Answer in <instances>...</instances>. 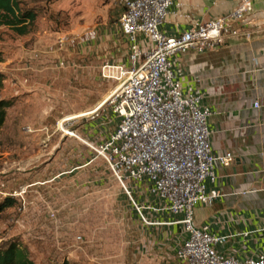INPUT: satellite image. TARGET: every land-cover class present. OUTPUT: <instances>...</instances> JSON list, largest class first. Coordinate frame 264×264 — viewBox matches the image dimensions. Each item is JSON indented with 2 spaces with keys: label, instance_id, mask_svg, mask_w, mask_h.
I'll use <instances>...</instances> for the list:
<instances>
[{
  "label": "rangeland",
  "instance_id": "obj_1",
  "mask_svg": "<svg viewBox=\"0 0 264 264\" xmlns=\"http://www.w3.org/2000/svg\"><path fill=\"white\" fill-rule=\"evenodd\" d=\"M24 3L38 12L28 33L0 27L1 98L13 102L0 129V202L16 200L0 215V246L17 242L34 264H181V228L144 225L95 150L117 122L101 69L129 65L119 0ZM126 186L137 205L151 201Z\"/></svg>",
  "mask_w": 264,
  "mask_h": 264
},
{
  "label": "built area",
  "instance_id": "obj_2",
  "mask_svg": "<svg viewBox=\"0 0 264 264\" xmlns=\"http://www.w3.org/2000/svg\"><path fill=\"white\" fill-rule=\"evenodd\" d=\"M256 1L239 0L226 15L167 36L160 26L173 0H119L118 25L128 47L129 65L106 63L101 69L102 78L115 85L104 103L111 106L117 122L95 150L144 225L181 228L182 238L175 248L181 264H264V252L244 259L224 253L232 236L194 223L196 206L211 207L223 197L216 185L217 172L229 168L234 155L211 146L215 132L208 121L215 113L203 104L200 92L183 90L177 66L189 52L205 54L229 38L248 37L243 28ZM252 106L260 108L258 102ZM129 183L143 188L151 201L137 205L126 186ZM160 214L167 216L165 221L156 220Z\"/></svg>",
  "mask_w": 264,
  "mask_h": 264
},
{
  "label": "crops",
  "instance_id": "obj_3",
  "mask_svg": "<svg viewBox=\"0 0 264 264\" xmlns=\"http://www.w3.org/2000/svg\"><path fill=\"white\" fill-rule=\"evenodd\" d=\"M238 1L173 0L160 31L177 36L230 13ZM243 31L249 36L229 38L205 54L189 52L177 63L183 90L200 92L215 113L208 121L215 132L211 146L234 155L232 165L217 172L223 197L211 207L196 206L194 223L232 236L223 252L239 259L264 252V0L254 3Z\"/></svg>",
  "mask_w": 264,
  "mask_h": 264
},
{
  "label": "trees",
  "instance_id": "obj_4",
  "mask_svg": "<svg viewBox=\"0 0 264 264\" xmlns=\"http://www.w3.org/2000/svg\"><path fill=\"white\" fill-rule=\"evenodd\" d=\"M37 13V10L26 7L24 0H0V27H7L20 36L25 35L28 33L29 27L34 23ZM2 89L3 76L0 74V129L5 122L6 111L13 103L11 100L1 98ZM15 205V199L5 197L0 202V215L6 209L12 208ZM0 264L34 263L30 260L25 248L15 241H8L0 246ZM61 264H69V262L63 261Z\"/></svg>",
  "mask_w": 264,
  "mask_h": 264
},
{
  "label": "bare ground",
  "instance_id": "obj_5",
  "mask_svg": "<svg viewBox=\"0 0 264 264\" xmlns=\"http://www.w3.org/2000/svg\"><path fill=\"white\" fill-rule=\"evenodd\" d=\"M102 105H103V104H102ZM100 107H102V106H100ZM97 108H98V107H96V109H97ZM94 111H96V110H93L92 113H93ZM90 113H91V112H89V114H90ZM87 115H88V114H87Z\"/></svg>",
  "mask_w": 264,
  "mask_h": 264
}]
</instances>
